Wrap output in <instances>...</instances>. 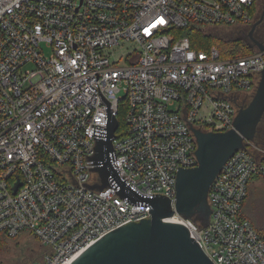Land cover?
I'll return each instance as SVG.
<instances>
[{
	"label": "built area",
	"instance_id": "1",
	"mask_svg": "<svg viewBox=\"0 0 264 264\" xmlns=\"http://www.w3.org/2000/svg\"><path fill=\"white\" fill-rule=\"evenodd\" d=\"M256 5L0 0V239L32 237L42 252L30 264H71L151 217L149 205L111 187L89 189L101 185L93 157L109 114L122 118L112 142L119 179L174 209L178 171L198 165L193 130H232L233 100L255 94L264 70V50L249 38L251 54L224 60L194 49L188 32H247ZM256 184L264 186V145L244 140L211 184L208 222L178 214L165 222L183 226L213 264H264V233L241 214Z\"/></svg>",
	"mask_w": 264,
	"mask_h": 264
},
{
	"label": "water",
	"instance_id": "2",
	"mask_svg": "<svg viewBox=\"0 0 264 264\" xmlns=\"http://www.w3.org/2000/svg\"><path fill=\"white\" fill-rule=\"evenodd\" d=\"M261 20L251 27L248 38L264 50L253 38L254 29ZM263 116L264 70L252 102L238 112L232 130L223 133L193 130L198 165L178 171L172 209L171 201L164 196L140 195L126 181L119 179L113 165L112 146L118 123L109 114L103 135L96 139L93 157V172L98 174L101 185L89 189L101 191L111 187L119 197L134 206L149 205L151 217L108 233L83 250L71 264H213L183 226L165 222V219L178 214L187 219L196 217L203 224L208 222L207 195L211 184L225 162L243 148L244 140L254 139Z\"/></svg>",
	"mask_w": 264,
	"mask_h": 264
},
{
	"label": "rangeland",
	"instance_id": "3",
	"mask_svg": "<svg viewBox=\"0 0 264 264\" xmlns=\"http://www.w3.org/2000/svg\"><path fill=\"white\" fill-rule=\"evenodd\" d=\"M264 0H258L257 15L261 9L260 4ZM242 31L237 29L222 31L221 34L223 37L227 38H243ZM45 54L49 55V50L45 49ZM126 50H122L121 53H125ZM121 58V57H120ZM122 65V62L120 63ZM255 94H243L238 100V104L249 105ZM264 117V116H263ZM263 122V123H262ZM259 126V128H264V118ZM121 129V128H120ZM257 141H259V135L256 134ZM242 216L247 218L255 227L258 225L264 224V186L262 184H256L255 186L250 185L248 188L247 198L243 205ZM194 219L200 220L196 217ZM258 228V227H257ZM42 251L40 250L37 242L29 236H23L7 242L5 247L0 250V264H30L34 260H37L39 254Z\"/></svg>",
	"mask_w": 264,
	"mask_h": 264
},
{
	"label": "trees",
	"instance_id": "4",
	"mask_svg": "<svg viewBox=\"0 0 264 264\" xmlns=\"http://www.w3.org/2000/svg\"><path fill=\"white\" fill-rule=\"evenodd\" d=\"M256 6L258 7V0H257ZM221 32L222 31L206 32V31H202L201 29H191L188 32V36L190 38L192 47L194 49L206 51V50H209L210 48H214L218 51L219 57L224 60L247 56L253 52V50L249 46H247V43L243 38H239V37L238 38L237 37L236 38H227V37L225 38L222 36ZM117 118H118L119 129L123 128L122 121H121L122 119L121 115L119 114ZM242 209H243V206H242ZM241 214H242V211H241ZM242 217L245 218L244 216ZM245 219L248 220L247 218ZM251 225L253 226L252 223ZM257 227H256L257 232L264 233V224L258 225ZM16 239H13V240H16ZM13 240L9 241V240H5L1 238L0 239V250L5 247V244L7 242H11Z\"/></svg>",
	"mask_w": 264,
	"mask_h": 264
},
{
	"label": "flooded vegetation",
	"instance_id": "5",
	"mask_svg": "<svg viewBox=\"0 0 264 264\" xmlns=\"http://www.w3.org/2000/svg\"><path fill=\"white\" fill-rule=\"evenodd\" d=\"M261 6V9L259 10V14L257 15L254 23L251 25V27L257 23L260 19L261 22L258 24V26H256V28L254 29V32H253V38L259 42H262L264 43V1L260 4ZM251 27L248 29V31L246 32V30L243 32V39L246 40V37L248 38V33L251 29ZM250 40V39H249ZM243 95V94H242ZM241 95V96H242ZM240 96V97H241ZM240 97H237L236 99L233 100V105L237 111V114L240 110H244L246 109L249 105H242L240 106L238 103V100L240 99ZM264 118V117H263ZM263 118L262 120L260 121V123L263 121ZM258 124L257 128H256V134L258 133V135L260 136L258 139L259 141H257L256 143L260 144V145H264V128H259V126L261 124ZM263 123V122H262ZM256 134L254 136V141L257 140V137H256Z\"/></svg>",
	"mask_w": 264,
	"mask_h": 264
},
{
	"label": "snow or ice",
	"instance_id": "6",
	"mask_svg": "<svg viewBox=\"0 0 264 264\" xmlns=\"http://www.w3.org/2000/svg\"><path fill=\"white\" fill-rule=\"evenodd\" d=\"M161 23L163 22V21H160Z\"/></svg>",
	"mask_w": 264,
	"mask_h": 264
}]
</instances>
